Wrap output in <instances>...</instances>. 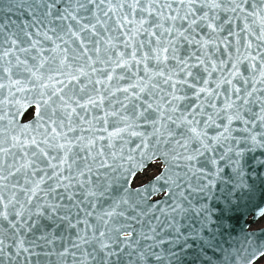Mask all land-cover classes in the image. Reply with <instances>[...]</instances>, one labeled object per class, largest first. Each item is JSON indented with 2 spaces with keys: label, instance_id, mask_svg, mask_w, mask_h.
I'll list each match as a JSON object with an SVG mask.
<instances>
[{
  "label": "snow or ice",
  "instance_id": "6c2138e0",
  "mask_svg": "<svg viewBox=\"0 0 264 264\" xmlns=\"http://www.w3.org/2000/svg\"><path fill=\"white\" fill-rule=\"evenodd\" d=\"M258 183L264 0H0V264H264Z\"/></svg>",
  "mask_w": 264,
  "mask_h": 264
},
{
  "label": "water",
  "instance_id": "95a60500",
  "mask_svg": "<svg viewBox=\"0 0 264 264\" xmlns=\"http://www.w3.org/2000/svg\"><path fill=\"white\" fill-rule=\"evenodd\" d=\"M257 206L264 207V184H257L251 199L246 198L223 214V219L228 225L227 231L233 236L254 233L257 238H264V225L259 226L264 217L256 215Z\"/></svg>",
  "mask_w": 264,
  "mask_h": 264
},
{
  "label": "rangeland",
  "instance_id": "374dc122",
  "mask_svg": "<svg viewBox=\"0 0 264 264\" xmlns=\"http://www.w3.org/2000/svg\"><path fill=\"white\" fill-rule=\"evenodd\" d=\"M264 225V219L261 221L259 226H263Z\"/></svg>",
  "mask_w": 264,
  "mask_h": 264
}]
</instances>
